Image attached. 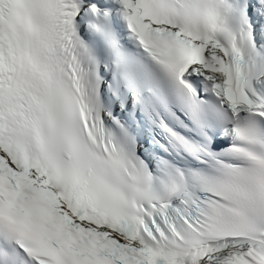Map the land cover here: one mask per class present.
Instances as JSON below:
<instances>
[{"label": "snow or ice", "instance_id": "obj_1", "mask_svg": "<svg viewBox=\"0 0 264 264\" xmlns=\"http://www.w3.org/2000/svg\"><path fill=\"white\" fill-rule=\"evenodd\" d=\"M0 264H264V0H0Z\"/></svg>", "mask_w": 264, "mask_h": 264}]
</instances>
